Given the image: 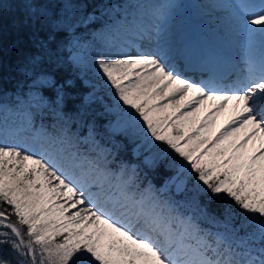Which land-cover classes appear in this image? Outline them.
I'll use <instances>...</instances> for the list:
<instances>
[{
    "label": "snow or ice",
    "instance_id": "6c2138e0",
    "mask_svg": "<svg viewBox=\"0 0 264 264\" xmlns=\"http://www.w3.org/2000/svg\"><path fill=\"white\" fill-rule=\"evenodd\" d=\"M23 2L29 12L13 44L26 53L18 67L32 94L22 113L24 101L12 107L0 98V264H264V0L216 5L244 51L245 70L229 83L188 75L203 71L196 64L204 61L166 42L154 50L133 44L135 55L93 56L92 70L119 115L115 130L131 132L133 154H145L147 168L170 171L161 188L136 165L111 167L113 151L98 145L92 128L81 137L67 125H36L33 107H51L40 90L58 84L51 37L89 27L95 16L66 0L67 15L53 22L31 11L39 7L33 0ZM153 31L137 35L151 43ZM86 51L74 53L73 63L87 67ZM73 86L71 79L59 85L57 108ZM224 110L231 116L214 131ZM86 111L79 110L82 120ZM189 193L190 200L175 198ZM186 205L193 212L182 211Z\"/></svg>",
    "mask_w": 264,
    "mask_h": 264
},
{
    "label": "trees",
    "instance_id": "16d2710c",
    "mask_svg": "<svg viewBox=\"0 0 264 264\" xmlns=\"http://www.w3.org/2000/svg\"><path fill=\"white\" fill-rule=\"evenodd\" d=\"M124 1L73 0V3L79 6L81 12L87 8L95 16V21L91 26H81L76 30L78 34L83 35V41L92 39V36H87L90 31H101L107 26L109 19L106 16V6L112 4L122 5ZM2 2L3 7L0 9V27L3 30V48L2 53H0V65H2L0 67V98L12 107H16L20 101H24L25 103L19 107V111L22 113L28 107V100L32 94L29 91L31 88V79L23 75L21 69L18 67L22 63L23 55L26 53L15 48L13 37L16 24L21 17L26 16L29 9L25 7L23 0H2ZM33 2L38 4L39 7L38 9H31V11H38L49 17L53 22L67 15V11L64 8L57 11L58 6H56V3H59V0H33ZM52 31L54 33L57 32L55 28ZM72 36V29H65L51 37L59 56V62L54 69H51V71L56 73L55 78L58 80V84L56 88H47L45 86L47 90H44V88L40 90V94L43 95L45 103L51 105V107L42 110H37L33 107L32 112L36 125L39 126L43 122L49 127L55 125L57 129L67 125L72 133L78 134L81 137L87 136L89 128H92L95 141H98V145L102 148L112 149L113 151L115 161L111 167L116 168L121 163L136 165L142 170V176L146 173L147 180H150L156 188H161L164 181L171 174L170 171L163 166L156 169L147 168L143 164V155L137 156L133 154L135 144L132 140L125 134L110 131L109 127H107L110 124L111 117L108 114L106 115L105 108H102V100L94 98L91 101L89 98H85L90 92V88L84 83V76L90 77V74L83 67H79L73 63L71 59L72 52L69 47ZM95 38L96 36H93L90 42H94ZM65 79H71L74 82V86L65 95L63 103L57 108L53 102L56 100L57 88ZM105 90L102 89L97 94H102L104 99L110 101V90L106 88ZM85 106L87 111L85 118L82 120L79 116V110ZM55 113H60L67 119L59 120ZM156 152L159 153V149ZM109 159H112V157ZM191 196V193L188 194L187 198L183 194H179L175 198L177 200H190ZM203 202L202 198L201 203ZM215 208L216 204L213 203L209 206V211H213ZM193 210L194 205H186L182 209L186 213H191Z\"/></svg>",
    "mask_w": 264,
    "mask_h": 264
},
{
    "label": "rangeland",
    "instance_id": "374dc122",
    "mask_svg": "<svg viewBox=\"0 0 264 264\" xmlns=\"http://www.w3.org/2000/svg\"><path fill=\"white\" fill-rule=\"evenodd\" d=\"M146 0H125L122 5L112 4L106 6V12H107V18L109 19L107 26L101 30V31H90L88 35L96 36L94 42L89 41H83V35L78 34V32L75 30H72V39H71V45L69 49H71V59L74 53L78 51H82L85 48L86 51V62L88 64L87 67H83L86 72H89L90 77L84 76V83L90 88V92L87 94L85 98H89V100L93 101L94 98L102 100L103 107L105 108L106 115L111 117L110 124L107 126L109 127L110 131L115 133H121L125 134L128 137L131 136V132L129 131L127 134L118 130H115L117 127V123L119 120V115L115 111H111V109L114 108V101L112 97L110 98V101L104 99L102 94H97V92H100V90H105V88L101 87L100 81L96 77L94 71L91 67V61L93 56L97 52L104 51L109 53H114L116 49H121L126 51L127 49H122V46H124V43L126 41H129L132 39L137 33L140 32L141 29L144 28H152L156 29L157 26H160L163 28V43H168L172 45L173 47L177 43L178 40H180L183 36H189L190 31L187 32L185 30H182L185 21L184 18L187 15V13L193 12V9L196 10V14H201L203 16V26L205 27V31L203 34H200L201 42L205 43L206 39H210L212 44H215V41H220V43L225 44L226 46L233 44L234 42L231 41L230 37L225 36V31H230V24L231 19L224 10V16L222 17V20H218L216 22L215 17L217 16V12H215L216 8V2L217 0H162L164 7L162 10L158 9L159 3L157 5L151 6L149 8H146L144 2ZM151 1V0H150ZM169 1V3H166ZM223 3L230 2V0H222ZM56 6H58V9L64 8L66 10V0H59V3H56ZM67 11V10H66ZM156 11V12H155ZM210 11H214L211 16H207L206 13H210ZM159 13H163L162 15H159ZM141 14H143L142 18L148 19V23L144 26H138L135 25L137 23L138 18L141 17ZM222 14V13H221ZM126 15L128 16V19H126ZM159 15V18H158ZM123 21L120 25H112L113 22L116 21ZM173 22L172 26H175V28L170 27L169 24ZM121 25H124L123 27ZM128 28V29H126ZM176 32V37L174 36ZM179 33V34H178ZM101 34H103V40L101 39ZM159 35V34H158ZM178 35L180 36L178 39ZM198 35V34H195ZM177 39V40H174ZM159 37H154L151 41V43L147 40H143L142 42V48H151L155 49L157 44H159ZM103 41H110L111 43H105ZM232 42V43H231ZM141 44V43H139ZM235 44V43H234ZM211 47V45H209ZM129 54H131L129 52ZM106 92V90H105ZM109 92V90H107ZM96 96V97H95ZM204 115V111L201 110L199 113V116L202 117ZM122 123V121H120ZM220 126L215 122L214 124V131L219 130ZM130 139V138H129ZM131 140V139H130ZM98 143V141H96ZM139 141H137L138 143ZM251 145V141L249 142ZM256 143L258 144L259 141L257 140ZM163 147V145H161ZM157 149H153L154 153ZM144 155L145 154H141Z\"/></svg>",
    "mask_w": 264,
    "mask_h": 264
},
{
    "label": "bare ground",
    "instance_id": "6f19581e",
    "mask_svg": "<svg viewBox=\"0 0 264 264\" xmlns=\"http://www.w3.org/2000/svg\"><path fill=\"white\" fill-rule=\"evenodd\" d=\"M157 3L160 4L158 5L159 6L158 8L160 10H162V8H166L164 7L165 5H163L162 0H151V1L146 0L144 2L146 8L157 5ZM166 3H169V1H167ZM222 3H223L222 0H217L216 5H219ZM193 10H194L193 12L187 13V15L185 16L184 18L185 24L182 28V30H185L187 32L190 31V35L183 36L180 40L177 41V43L174 46V48L194 54L197 57L198 61L201 59L204 61L203 64L199 62H197L196 64V67H199L200 69L202 68L203 71L197 70L195 72H189L188 75H193L196 79H207L210 74H215L219 76L217 74V70L223 69V68H229V70H231V73H232V79L225 80L224 82L229 83L235 80L237 77V74L243 73L245 70L244 64H243L244 51L242 49V41L239 37L235 35L231 22H229L230 31L229 32L221 31V33H224L225 36L230 37L231 41L234 42L235 44L233 43V44L226 46L225 44L220 43V41H215V44H212L211 40L208 38L206 39L205 43H202L200 34H203L205 31V27L202 25L203 16L205 14L204 15L196 14L197 9H193ZM214 10L215 12H217V16H218V17H215L216 22H218V20L219 21L222 20V17L224 16L223 8L216 7ZM215 12L210 11V13H206V15L211 16ZM142 16L143 14H141V17L138 18L137 23L135 25L144 26L148 23L147 21L148 19H144L142 18ZM126 19H128L127 15H126ZM124 21L122 19V21L120 22L119 21L113 22L112 25H117V24L120 25ZM158 25H156L157 28L154 29L153 31L152 39L157 36L160 39L159 44H164L163 43V36H164L163 31L164 30ZM172 25H173V22H171L169 26L176 29V27ZM121 26L123 27L124 25H121ZM195 34H198V35H195ZM174 36L176 37V32ZM179 37L180 36L178 35L177 39ZM177 39H174V40H177ZM142 42L143 40L139 39L138 35H135L132 39L124 43V46H122V49H127L126 51L128 53L130 52L131 54L135 55L137 54V51L135 47H132V45L141 43L139 44L141 46ZM209 45H211V47H209ZM142 49H149V48H142ZM118 51H124V50L116 49L115 52H118ZM254 54L258 56L259 50L257 49ZM230 116H231V112L228 110H224L221 114L217 116L215 122L221 128L227 122Z\"/></svg>",
    "mask_w": 264,
    "mask_h": 264
}]
</instances>
